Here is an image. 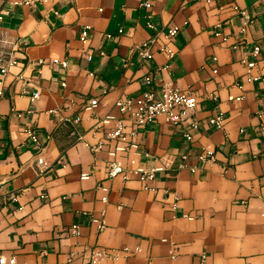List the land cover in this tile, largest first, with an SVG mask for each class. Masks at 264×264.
<instances>
[{"label":"crops","instance_id":"crops-1","mask_svg":"<svg viewBox=\"0 0 264 264\" xmlns=\"http://www.w3.org/2000/svg\"><path fill=\"white\" fill-rule=\"evenodd\" d=\"M26 1L0 0V57L17 60L0 98V255L89 264L92 249L128 248L140 252L116 264H264V76L245 82L241 63L264 60V0ZM234 6L253 17L245 32ZM173 26L180 31L169 39ZM153 39L145 60L140 50ZM166 45L173 58L158 51ZM150 73L156 91H194L198 107L180 125L159 118L139 138L147 156L138 164L163 168L154 180L108 179L116 122L99 123L119 117L116 102L139 96ZM218 114L221 130L209 123ZM97 144L104 151L94 153ZM207 145L212 163L199 159Z\"/></svg>","mask_w":264,"mask_h":264},{"label":"built area","instance_id":"built-area-1","mask_svg":"<svg viewBox=\"0 0 264 264\" xmlns=\"http://www.w3.org/2000/svg\"><path fill=\"white\" fill-rule=\"evenodd\" d=\"M202 1V0H200ZM210 2L211 0H205ZM31 0H27L25 4H30ZM20 4L19 2H15ZM144 8L150 9L151 3L149 1H144L142 3ZM234 11L238 13L243 21L244 27L242 32L246 31V27L251 25L254 20L253 17L248 14L244 9L238 6L233 7ZM6 15L5 10H0V26ZM149 29H154L153 23H148ZM180 28L178 26L169 27L165 33L166 37L171 39L175 37ZM216 36H220L217 33ZM88 30L82 33V39L87 40ZM156 39L150 41L148 45L140 50V54L145 60H152L155 55ZM167 55L168 58H173L175 56L174 50L166 45L158 50ZM53 64H60L63 68L68 66L67 60H52ZM242 65L245 69V74L243 80L249 84L259 82L264 76V60L261 61H249L242 60ZM17 65V60L13 55L1 56L0 57V98L5 97L6 94V82L5 79L8 76L10 69ZM214 73L218 72V69H214ZM153 74L150 73L145 77L146 88L143 92L136 97H126L124 99L118 100L115 107L119 113V117L107 116L102 122L99 123L98 129L101 130L104 126L109 125L113 120L116 122V127L107 135V140L114 142V147L107 151L108 160L106 162L107 177L108 179L122 178L124 181H129L132 178L140 181L141 183H148L155 178V174L158 171L163 170L162 167H153L148 169L140 164H138L136 156L143 155L141 144L139 138L143 135L146 128L154 123L159 118H164L168 123L174 125L183 124L186 120V116L189 112H193L197 109L199 104V96L196 92L188 90H181L173 87H164L163 89L156 91L153 88ZM32 102L39 98L38 93H34L31 97ZM210 101L216 103L218 101L217 96L210 95L208 97ZM241 100V99H236ZM100 106L99 100H92L90 106L86 108L87 110H94ZM226 122V117L224 114L214 115L210 118V125L217 130H221ZM197 127V124H192ZM31 140L41 148L38 136L32 132ZM187 141L191 142L192 137L189 134L185 135ZM106 144H97L92 147V151L97 153L99 151H104ZM145 156L147 154L144 153ZM187 157L184 156L183 160L187 161ZM199 159L205 163H212L215 161V151L212 145H207L202 149L199 155ZM45 162L42 158L38 160V166L42 170L45 166ZM84 179L88 178L83 176ZM104 192H108L107 187H102ZM107 197L103 198L104 202H107ZM93 223L99 226V230L104 229V222L100 218H94ZM78 227L73 226L71 229L72 234H77ZM140 249L134 251L125 249H113V250H103L100 248H95L89 251V264H99L100 260L107 259L113 264L121 254L130 255L131 253H138ZM0 264H17L16 258H7L0 255Z\"/></svg>","mask_w":264,"mask_h":264}]
</instances>
